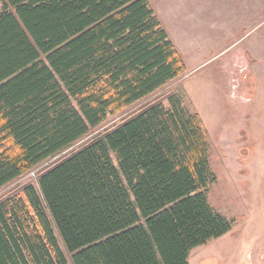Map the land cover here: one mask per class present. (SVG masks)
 I'll return each mask as SVG.
<instances>
[{"label":"trees","instance_id":"16d2710c","mask_svg":"<svg viewBox=\"0 0 264 264\" xmlns=\"http://www.w3.org/2000/svg\"><path fill=\"white\" fill-rule=\"evenodd\" d=\"M0 3V190L186 73L148 0ZM168 103L2 196L0 264H189L229 233L201 119Z\"/></svg>","mask_w":264,"mask_h":264},{"label":"rangeland","instance_id":"374dc122","mask_svg":"<svg viewBox=\"0 0 264 264\" xmlns=\"http://www.w3.org/2000/svg\"><path fill=\"white\" fill-rule=\"evenodd\" d=\"M148 2L188 72L108 116L59 156L1 189L0 198L34 183L38 170L113 129L145 104L160 101L168 109L174 96L193 113L195 96L203 100L200 119L214 177L208 201L232 226L226 235L193 250L189 264H264V0Z\"/></svg>","mask_w":264,"mask_h":264},{"label":"crops","instance_id":"0c3cea01","mask_svg":"<svg viewBox=\"0 0 264 264\" xmlns=\"http://www.w3.org/2000/svg\"><path fill=\"white\" fill-rule=\"evenodd\" d=\"M172 43V42H171ZM173 44V43H172ZM175 47V46H174ZM176 48V47H175ZM177 50V49H176ZM178 52V51H177ZM179 54V53H178ZM186 68V67H185ZM188 72V70H187V68H186V73ZM192 72H189V74H191ZM194 99H193V103L195 104V111L193 112V113H196V114H198L199 115V117H201V111L200 110H202V105H203V100L200 98H198V97H193ZM208 101L209 100H207V103H208ZM197 106V107H196Z\"/></svg>","mask_w":264,"mask_h":264}]
</instances>
